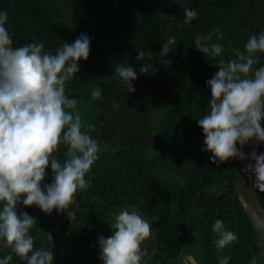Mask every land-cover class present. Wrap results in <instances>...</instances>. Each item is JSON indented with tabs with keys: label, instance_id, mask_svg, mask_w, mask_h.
Here are the masks:
<instances>
[{
	"label": "trees",
	"instance_id": "obj_1",
	"mask_svg": "<svg viewBox=\"0 0 264 264\" xmlns=\"http://www.w3.org/2000/svg\"><path fill=\"white\" fill-rule=\"evenodd\" d=\"M184 8L197 10L198 18L185 24ZM0 11L8 13L16 47L35 40L55 53L81 34L91 38L89 58L79 61L81 71L66 84V94L77 99L84 121L94 126L90 135L100 145L99 159L86 176L91 186L77 193L75 221L56 210L46 215L36 206H18V212L37 218L35 247L47 244L40 228L53 236L54 264H103L98 237L107 238L112 230L101 228L114 220L116 209L131 207L152 226L151 237L141 245L143 253L149 252V264H180L193 232L196 264H219L224 256L229 264H251L253 256L264 264L234 191V159L214 164L212 153L201 151L198 119L208 111L206 81L218 71L220 57L207 59L193 43L197 36H211L209 43L224 46L222 58H232L229 49L243 50L250 35L264 32V0H0ZM170 36L176 38L174 50L161 58V45ZM141 50L156 55L138 61ZM166 59L171 63H162ZM146 63L155 66V73L139 72ZM120 65L136 69L134 92L114 78ZM95 87L102 89L98 100L91 97ZM64 151L61 145L56 155L63 159ZM51 182L49 166L44 183ZM254 192L264 208V192ZM216 219L238 236L220 251L211 230ZM148 244L151 249L144 251ZM9 251L0 247L1 257ZM10 264L25 262L13 255Z\"/></svg>",
	"mask_w": 264,
	"mask_h": 264
},
{
	"label": "clouds",
	"instance_id": "obj_2",
	"mask_svg": "<svg viewBox=\"0 0 264 264\" xmlns=\"http://www.w3.org/2000/svg\"><path fill=\"white\" fill-rule=\"evenodd\" d=\"M197 18V10L184 8L185 24ZM8 21V13L0 11V247L10 249L0 257V264H10L13 255L25 264H54L53 236L39 228V237L41 241L46 238L47 244L35 247L37 237L32 230L37 218L17 209L21 204L36 206L46 215L56 210L73 222L77 193L91 186V178L86 176L99 159L100 145L90 135L94 126L84 121L77 99L66 94V84L81 71L79 61L89 58L91 38L81 34L72 43H61L55 53L35 40L16 47ZM211 40V36H197L193 42L207 59L220 57L218 71L206 81L211 92L208 111L198 119L205 145L201 151L212 153L214 164L230 159L249 161L241 172L249 180L254 177L253 189L264 192V153L257 154L255 148L248 154L243 151L250 142L264 144V66L257 67L264 55V32L250 35L243 50L229 49L232 58L227 60L222 58L224 46L209 43ZM175 45L176 38L168 37L159 56L167 57ZM155 55L141 50L136 60H152ZM114 71L126 92H134L136 69L120 65ZM155 71L152 64L139 67L142 74ZM101 95L100 87L92 89L93 100ZM61 145L63 159L56 155ZM49 166L52 182L44 183ZM113 217L112 234L98 237L99 259L103 264H142L141 245L151 237V224L138 210L127 207ZM211 230L218 251L238 240L221 219L214 221ZM229 261L230 257L224 256L219 264ZM180 264L196 261L182 254ZM251 264H257L256 256Z\"/></svg>",
	"mask_w": 264,
	"mask_h": 264
},
{
	"label": "water",
	"instance_id": "obj_3",
	"mask_svg": "<svg viewBox=\"0 0 264 264\" xmlns=\"http://www.w3.org/2000/svg\"><path fill=\"white\" fill-rule=\"evenodd\" d=\"M261 126L264 127V119H262ZM237 147H239V145ZM258 147L259 145L256 146L254 142H250L244 147L243 151L245 154H248L255 148L257 152ZM248 162L249 161L241 162L238 159H234L233 161L234 191L243 211L254 228L262 251L264 252V208L252 188V180H249L248 176L241 172V169Z\"/></svg>",
	"mask_w": 264,
	"mask_h": 264
},
{
	"label": "rangeland",
	"instance_id": "obj_4",
	"mask_svg": "<svg viewBox=\"0 0 264 264\" xmlns=\"http://www.w3.org/2000/svg\"><path fill=\"white\" fill-rule=\"evenodd\" d=\"M154 119H156V117ZM203 140H204V136H203ZM127 208L129 210L135 209V208H131V207H127ZM122 209L123 208H118V209H116V212L118 213ZM113 221L114 220L112 218L109 219L108 224L103 225L102 228H101V231H110V230H112L111 226H110V223H112ZM197 242H198V240H197L195 232L191 233V235H189L187 237V240H186L187 255H191L193 257H196L195 252L197 250V245H198ZM149 249H151V244H148L146 250L145 249H143V250L144 251H148ZM148 255H149V252L144 253L142 264H149L150 263L151 260L149 258L150 256L148 257Z\"/></svg>",
	"mask_w": 264,
	"mask_h": 264
}]
</instances>
